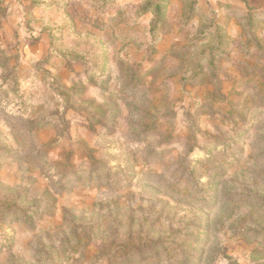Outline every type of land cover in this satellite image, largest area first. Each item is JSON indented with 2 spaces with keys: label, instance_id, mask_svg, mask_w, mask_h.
Instances as JSON below:
<instances>
[{
  "label": "rangeland",
  "instance_id": "374dc122",
  "mask_svg": "<svg viewBox=\"0 0 264 264\" xmlns=\"http://www.w3.org/2000/svg\"><path fill=\"white\" fill-rule=\"evenodd\" d=\"M0 264H264V0H0Z\"/></svg>",
  "mask_w": 264,
  "mask_h": 264
}]
</instances>
